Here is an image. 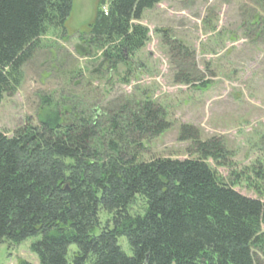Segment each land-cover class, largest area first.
Instances as JSON below:
<instances>
[{
  "label": "trees",
  "instance_id": "1",
  "mask_svg": "<svg viewBox=\"0 0 264 264\" xmlns=\"http://www.w3.org/2000/svg\"><path fill=\"white\" fill-rule=\"evenodd\" d=\"M159 2L99 0L76 53L128 83L149 40L139 22ZM71 9L72 0H0V102L20 88L35 54L53 47L42 39L65 36ZM250 18L248 31L261 34L264 18ZM168 33L161 31L164 44L189 58ZM40 100L34 121L12 136L0 130V244L39 238L31 245L39 264L264 263V202L234 190L246 174L225 182L208 164L230 167L223 141H201L183 125L178 140L195 158L145 161L149 143L169 130L149 98L115 109Z\"/></svg>",
  "mask_w": 264,
  "mask_h": 264
},
{
  "label": "rangeland",
  "instance_id": "2",
  "mask_svg": "<svg viewBox=\"0 0 264 264\" xmlns=\"http://www.w3.org/2000/svg\"><path fill=\"white\" fill-rule=\"evenodd\" d=\"M98 1L72 0L65 36L42 39L53 47L35 54L23 68L20 88L0 102V130L12 136L27 118L34 121L44 97L58 105L68 101L69 107L82 108L87 102L91 108L109 109L147 97L163 108L169 130L149 143L143 160L195 158L190 143L178 140L180 127L192 126L201 141L218 138L232 154L230 167L208 161L213 171L225 182L234 181L230 174H246L247 184L241 181L234 190L264 202V30L259 34L247 27L250 17L264 18V5L257 0H160L139 22L149 31L137 55L143 68L134 63L135 72L124 83L122 74L109 73L75 51ZM161 31L181 42L190 57L164 44ZM185 75L191 85L182 83ZM256 172L263 177H256ZM38 239L0 244V264H39L31 251ZM118 244L130 255L125 238Z\"/></svg>",
  "mask_w": 264,
  "mask_h": 264
}]
</instances>
